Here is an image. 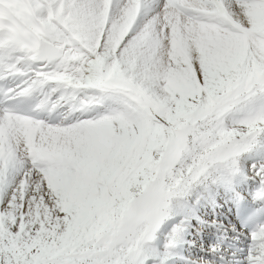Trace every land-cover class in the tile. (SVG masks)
Wrapping results in <instances>:
<instances>
[{
    "label": "snow or ice",
    "instance_id": "1",
    "mask_svg": "<svg viewBox=\"0 0 264 264\" xmlns=\"http://www.w3.org/2000/svg\"><path fill=\"white\" fill-rule=\"evenodd\" d=\"M5 72L27 78L0 99V264H145L169 219L165 248L192 219L222 226L229 203L248 217L237 177L264 202V164L240 166L264 105L221 122L264 101V0H0ZM48 82L123 106L54 125L22 107ZM248 235L245 264H264V224Z\"/></svg>",
    "mask_w": 264,
    "mask_h": 264
},
{
    "label": "bare ground",
    "instance_id": "2",
    "mask_svg": "<svg viewBox=\"0 0 264 264\" xmlns=\"http://www.w3.org/2000/svg\"><path fill=\"white\" fill-rule=\"evenodd\" d=\"M149 15H150V13H149ZM146 20H147V16L142 17L141 20L139 21V24L141 26H143L144 23L146 22ZM29 75H31V73H29ZM54 88L56 89L55 91H53ZM47 89L52 94H54V97H55V106L54 107H60V106H63V103H66L67 105L64 106V109H65L66 113H68L70 115H75L76 118L79 117V113H81V112L84 113L86 111V108H87V106H85L86 104H84L83 102L79 101L78 99L70 98L72 96L73 92H74L73 89L61 87V86L56 85L55 83L49 85L47 87ZM56 91H58V92H56ZM90 105H92V104H90ZM242 105L245 106V108L242 109V112H240L241 113L240 115H242V113H243V116L240 117V118H238V119H235L237 121H241V120L247 118L249 115H251L253 111L259 110V108L262 105H264V101H262V100H260L258 98V99H255L253 101L245 102ZM242 105H241V107H242ZM79 106H82V107H79ZM78 109H80V112L77 113V110ZM95 109H97V111L94 110L95 111V114H98V113L101 112L99 106L95 107ZM240 115H238V116H240ZM75 120L77 121V119H75ZM235 120H233V121H235ZM76 121H74V122H76ZM232 123H234V122H232ZM252 157H254V159L257 158V160L259 162V165L260 164H264V133H262L258 137V141L254 145V147L252 148V151L251 152H247V153H245L244 155H242L240 157V166H241V168H242V170L244 172H248L249 168L252 166V165H250V163H254L255 162V161L254 162H251V161H253V160H251ZM257 164H256V166H257ZM257 167H259V166H257ZM241 179H243V180L241 181ZM247 179H250V181L247 180ZM245 182L248 183L250 186H253V189H256V187H257L256 182L251 178V174L250 173L248 175V178L237 177V180L235 182V188H236V186H240L241 183H245ZM217 199L219 201V198H217ZM212 207L213 206L211 204L206 203V202L203 201L201 203V206H198L197 207V209H199V210H198V212H197L196 215L199 216V217H201V219L210 220V217H211V208ZM34 208H35V205H33V209ZM189 223H191V222H188V224ZM195 226H196L195 227V230L193 231L194 232V236L195 237L196 236L199 237V234L202 233V231H203L202 230V225L197 221V225H195ZM161 227L162 228H165V226H161ZM171 228L168 227V230L166 231L168 233L167 234L168 236L167 235H164L163 237L160 238V240H163L164 241V239H166V238L169 239ZM184 231L186 232V230H184ZM184 231L180 234L179 238L175 241L174 245L171 246V247L165 248V245H166L168 239H167V241L165 240L166 243H163V242L159 241L158 238H157V240H154V242L152 244H149V245L145 246L146 249L148 250V253L150 254V256L155 259L156 258L155 256L156 255H159L160 252H162L164 254V256H165L164 259L166 257L168 258L170 256L171 257L176 256L177 259H178V261H179V263L181 262V264H193V260L199 261L202 257H203V260L204 261H207L206 258H208V256H207L206 248H208V247L206 246L207 244L205 245V242L207 243V241H209L208 235L206 237H203L202 242L201 241H198L196 239L197 240V243H196L195 246H198V248L200 246H202V245L205 246L203 249H201V250H203V252L197 253V251H199V249L198 248L195 249V247H194V249L196 250V251H194L193 248H192V245H193L192 243H194V241L192 240L193 237L190 238V239L188 238V240H186L187 237L184 236L185 235L184 234ZM183 244H187V245H185V246H188V247H186V249H189L188 250V253H186V254H185L184 251H181L180 250L181 248H183L182 247ZM179 245L181 246L180 248H179ZM184 248L182 250H184Z\"/></svg>",
    "mask_w": 264,
    "mask_h": 264
},
{
    "label": "rangeland",
    "instance_id": "3",
    "mask_svg": "<svg viewBox=\"0 0 264 264\" xmlns=\"http://www.w3.org/2000/svg\"><path fill=\"white\" fill-rule=\"evenodd\" d=\"M56 92H58V91H56ZM77 96V97H76ZM70 98H75V99H78L79 101H81V102H83L84 104H86L85 106H87V108H86V111L84 112V116L80 119V120H85V119H91V118H98L99 116H102V114L103 115H108V114H111L113 111H115V110H118L120 107H122L123 105H122V102H120V101H118L117 99H115L112 95H110V94H107V93H103V92H101L100 90H95V89H79V90H74V92H73V94H72V96L70 97ZM258 99V98H257ZM102 101V102H101ZM90 104H92V105H90ZM243 104V103H242ZM95 105V106H94ZM102 105V106H101ZM97 106H99L100 107V113H98V114H95V111H97V109H95V107H97ZM79 107H82V106H79ZM243 108H245V106H243L242 105V107L241 106H239V107H237L236 109H234L233 111H230L229 113H227V114H225L224 116H222L221 117V120L223 121H221L222 122V124H223V126L225 127V128H228V129H230V128H232V127H236V126H238L239 125V122L240 121H237V120H235V119H238V118H240V117H242L243 116V113H242V115H240L241 113L240 112H242V109ZM95 110V111H94ZM240 110V111H239ZM235 116H234V115ZM238 115H240V116H238ZM238 116V117H237ZM231 117V118H230ZM75 119H78V118H76L75 117ZM224 119V120H223ZM231 119V120H230ZM233 120H235V121H233ZM76 121V120H75ZM230 121V122H229ZM77 122V121H76ZM232 122H234V123H232ZM73 123H75V122H73ZM252 151V149L250 150V151H248V152H251ZM256 159V160H255ZM254 159V157H252L251 158V160H253V161H251V162H254V163H250V165H253V164H257V166H259V162H258V160H257V158H255ZM249 165V166H250ZM244 178V177H243ZM243 179H241V181H242ZM203 201H201V203H202ZM198 210L199 209H197V212H198ZM197 212H196V214H197ZM199 214V213H198ZM179 220V217H176V218H174V219H169V220H167V221H165L164 223H162V225L161 226H165V228H162L161 226H160V228L157 230V232L155 233V239L154 240H157V238L159 239V241H161V242H163V243H166V241H167V239L168 238H166V239H164V241L163 240H160V238L161 237H163L164 235H167L168 233L166 232L167 230H168V227H173V225L177 222ZM191 223H189L186 227H185V229L184 230H186V232L184 231V234H185V237H187V239L186 240H188V238L190 239V238H192V240L194 241V243H192L193 245H192V248H193V250L194 251H196L195 249H197L198 248V246H195L196 245V243H197V240H198V238L199 237H195L194 236V232H193V230L191 229V227L192 226H195V224L197 225V221H190ZM165 231V232H164ZM193 232V233H192ZM191 235V236H190ZM193 235V236H192ZM168 236V235H167ZM166 236V237H167ZM197 239V240H196ZM154 240H152V241H150V242H148V244L147 245H149V244H152L153 242H154ZM166 240V241H165ZM158 241V242H159ZM146 245V246H147ZM185 245H187V244H183V248H184V250H182L183 248H181L180 250L181 251H184L185 252V254L186 253H188V250L189 249H186V247H188V246H185ZM206 245V244H205ZM181 246L179 245V248H180ZM194 247H195V249H194ZM201 247V248H200ZM198 249H199V251H197V253H200V252H203V250H201V249H203L205 246L204 245H202V246H200ZM147 255H148V259H146V261H145V264H160V260H163L164 261V264H181V262L179 263V261H178V259H177V257L176 256H173V257H166L165 259H164V254L162 253V252H160V254L159 255H156L155 257V259L154 258H152L151 256H150V254L148 253V251H147V253H146ZM163 257V258H162ZM176 257V258H175Z\"/></svg>",
    "mask_w": 264,
    "mask_h": 264
}]
</instances>
